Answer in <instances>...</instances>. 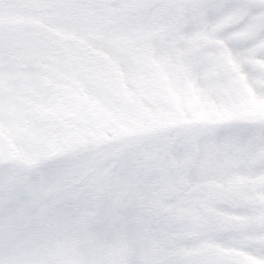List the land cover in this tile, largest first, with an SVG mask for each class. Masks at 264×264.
Here are the masks:
<instances>
[{"label":"snow or ice","instance_id":"6c2138e0","mask_svg":"<svg viewBox=\"0 0 264 264\" xmlns=\"http://www.w3.org/2000/svg\"><path fill=\"white\" fill-rule=\"evenodd\" d=\"M0 264H264V0H0Z\"/></svg>","mask_w":264,"mask_h":264}]
</instances>
